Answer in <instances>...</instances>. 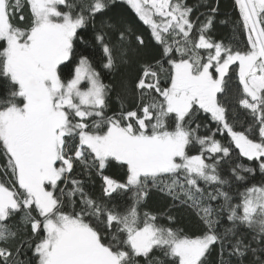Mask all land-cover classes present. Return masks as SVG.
<instances>
[{"label": "snow or ice", "instance_id": "6c2138e0", "mask_svg": "<svg viewBox=\"0 0 264 264\" xmlns=\"http://www.w3.org/2000/svg\"><path fill=\"white\" fill-rule=\"evenodd\" d=\"M204 4L0 0V264H264V0Z\"/></svg>", "mask_w": 264, "mask_h": 264}, {"label": "trees", "instance_id": "16d2710c", "mask_svg": "<svg viewBox=\"0 0 264 264\" xmlns=\"http://www.w3.org/2000/svg\"><path fill=\"white\" fill-rule=\"evenodd\" d=\"M210 3H215L216 0H209ZM186 3L194 8V12H193V19H195L197 16H200L201 13H206L207 12V7H205L204 4V0H186ZM219 13L217 14V23H216V27H215V32L214 35L217 38H222L225 41H227L228 39L231 38L232 36V25L235 24V22L238 20L239 14H238V10H236L234 8V0H219ZM123 10L126 13V15L130 18H132L133 20H135L136 24H138L140 26V29L144 31V34L147 36V29L145 26H143L138 20H136L134 13L131 12L130 9L127 8V6H123ZM201 19H203V16H200ZM229 20V23L227 25L225 24H220L219 21L220 20ZM241 36H243V33L241 32ZM124 70L121 69L120 73L115 74L114 76H105L104 78V82L105 83H111L113 85L116 86V89L118 90L119 87V80H120V74L123 72ZM115 91H113L112 95L113 98H115ZM117 107V105L115 104V102L113 103V108L115 109ZM214 127V126H213ZM201 131L203 132L204 129L202 128ZM217 138H221L218 137ZM245 163H247V161H244ZM79 171V169H78ZM119 178V177H117ZM256 180L257 182L260 180V175L257 172V176H256ZM100 184L101 181L99 179V177H95L93 178V182H90L88 184V190L92 193L93 196H99L100 195ZM124 200L128 203H130V200H128V197H124ZM148 210H151L153 212H163L164 206L161 204L160 201L156 200L155 198H151L148 200L146 206H145ZM165 222V221H162ZM180 223L182 225L187 224V218L186 216L181 218Z\"/></svg>", "mask_w": 264, "mask_h": 264}]
</instances>
